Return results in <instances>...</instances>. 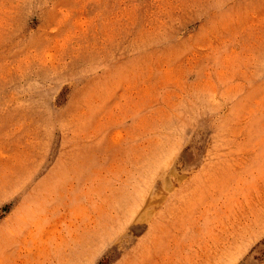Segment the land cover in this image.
I'll use <instances>...</instances> for the list:
<instances>
[{
	"label": "rangeland",
	"instance_id": "rangeland-1",
	"mask_svg": "<svg viewBox=\"0 0 264 264\" xmlns=\"http://www.w3.org/2000/svg\"><path fill=\"white\" fill-rule=\"evenodd\" d=\"M0 264H264V0H0Z\"/></svg>",
	"mask_w": 264,
	"mask_h": 264
}]
</instances>
